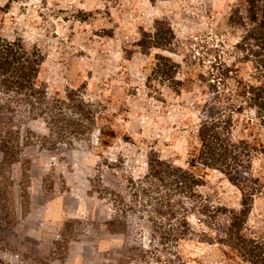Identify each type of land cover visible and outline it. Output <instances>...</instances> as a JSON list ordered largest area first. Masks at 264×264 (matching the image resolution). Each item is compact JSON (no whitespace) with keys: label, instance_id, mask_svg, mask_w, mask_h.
Listing matches in <instances>:
<instances>
[{"label":"rangeland","instance_id":"obj_1","mask_svg":"<svg viewBox=\"0 0 264 264\" xmlns=\"http://www.w3.org/2000/svg\"><path fill=\"white\" fill-rule=\"evenodd\" d=\"M247 1L0 0V36L38 50L39 82L51 98L69 96L63 119L80 132L56 141L64 122L52 130L41 118L23 122L21 162L0 174V194H10L15 215L8 223L0 210V264H164L128 185L146 174L150 154L200 179L197 192L211 207L240 209L250 185L237 187L200 164L197 131L202 108L215 98L207 83L216 60L236 62L244 79L251 72L236 49L249 26ZM155 27L170 37L164 49L150 48ZM160 55L176 65L171 77L158 74ZM232 119L231 139L257 151L250 174L261 192L252 197L245 234L264 240V126L253 111ZM129 202L138 211H125L122 233H108L104 223ZM70 220L87 225L66 230ZM218 221L189 218L196 236L177 247L185 264H245L200 241L214 235L205 225L214 231Z\"/></svg>","mask_w":264,"mask_h":264},{"label":"trees","instance_id":"obj_2","mask_svg":"<svg viewBox=\"0 0 264 264\" xmlns=\"http://www.w3.org/2000/svg\"><path fill=\"white\" fill-rule=\"evenodd\" d=\"M259 1H247L249 26L236 46L242 54V61H238L251 63V72L244 79L236 68V62L229 66L216 60L211 72L214 82L209 79L207 83L215 98L202 108L197 131L200 164L221 172L237 187L250 185L251 192L242 195L240 209L237 211L227 212L223 208L211 207L197 192V188L203 185L200 179L159 159L155 154H150L146 174L137 181L130 180L128 185L133 206L139 204L146 209L144 211L150 224V238L158 240L157 245L161 247L160 251L157 250L160 252L158 263L163 255L164 264H185L186 260L177 251V247L180 242L196 236L189 218L197 214L203 216L207 223L220 222L214 231L210 224L205 225L214 235L202 234V243L216 248L223 255L232 253L245 264H264V240L247 236L244 228L252 197L261 192L258 180L250 174L257 151L251 149L245 141L234 142L231 139L234 114H241L245 110L253 111L255 118L264 126V7L257 5ZM155 30L150 48L164 49L170 37L161 28L155 27ZM157 58L161 61L158 64V74L171 77L169 72L176 65L164 56ZM41 64L42 57L37 49L29 50L20 40L8 41L0 36V174L5 167L21 162L23 122L41 118L46 127L52 130L50 124L56 125L66 120L65 117L63 119L61 105L65 104L69 96L64 99L48 96L45 84L39 82ZM68 121L69 124L64 122L65 125L55 132L56 141L64 140L65 135L74 138L80 134L78 130H70L71 121ZM259 154L264 156V147H261ZM7 183L12 184L8 180ZM8 195L10 194H0V210L4 219L11 223L15 221V215L13 210L11 213L10 208H7L11 205ZM22 195L27 197L26 192ZM118 201L122 204L124 202L120 197ZM134 207L131 202L127 203L120 218L104 223L106 231L112 234L122 233L126 225L125 211H138ZM223 218L225 223L220 221ZM71 223L78 231H83L87 225L70 220L66 222V230ZM142 253L140 251V255Z\"/></svg>","mask_w":264,"mask_h":264}]
</instances>
